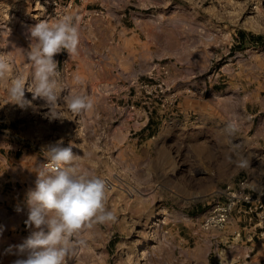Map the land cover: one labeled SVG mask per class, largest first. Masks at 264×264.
Returning a JSON list of instances; mask_svg holds the SVG:
<instances>
[{"label":"rangeland","instance_id":"374dc122","mask_svg":"<svg viewBox=\"0 0 264 264\" xmlns=\"http://www.w3.org/2000/svg\"><path fill=\"white\" fill-rule=\"evenodd\" d=\"M123 1L132 5L118 6L112 13L103 0H0V56L10 65L0 78V153L12 157L15 168L23 164L30 168V174L18 183L21 189L24 185L28 190L35 187V171L45 159L42 149L59 140L64 147L77 145L73 148L78 155L74 163L105 181L106 208L116 219L95 225L83 237V264L261 261L264 247L258 246L261 253L251 259L243 220L240 227H231L230 221L224 230L212 231H205L202 223L219 199V192L229 184L251 178L254 168L263 162L264 138L253 134L254 129H260L263 115L256 118L249 134L246 128L232 133L220 121L207 122L206 126L194 115L186 118V103L181 104L178 93L166 85L169 59L160 62L152 74L132 83L141 93L132 101L136 94L132 89L128 103L123 83L109 86L97 83L94 77L109 65L108 59L97 52L108 51L111 35L119 33L117 14L125 13L127 19L133 17L140 22L157 15V11L166 15L173 10L186 19V51L173 57L175 65L184 72L198 73L196 80L201 78L209 85L226 87L242 80L251 83L250 89L264 88V0H160L150 9H140L135 0ZM65 15L79 21L80 43L77 54L69 57L65 51L55 56L60 73L56 110L64 118L61 122L50 120L44 101L32 100L27 90L25 98L32 100L31 107L22 109L9 103L8 89L18 77L30 88L32 68L26 53L19 50L29 48L28 29L42 20L53 21ZM241 32L246 33L245 40ZM253 36L261 38L259 42L255 39V46ZM247 54L262 70L254 78L243 80L235 74L242 65L241 56ZM140 83L148 85V92L153 93L148 94ZM70 91L87 95L92 109L71 112L64 100ZM128 105L132 112L141 108L149 114L150 122L142 132L133 134L135 121L123 112ZM253 141L261 145L247 155L245 147ZM136 158L143 160L140 172L129 166ZM126 160L127 166L123 165ZM2 173L0 167V177ZM240 230L243 240L233 243ZM241 245L248 248L234 254Z\"/></svg>","mask_w":264,"mask_h":264},{"label":"crops","instance_id":"0c3cea01","mask_svg":"<svg viewBox=\"0 0 264 264\" xmlns=\"http://www.w3.org/2000/svg\"><path fill=\"white\" fill-rule=\"evenodd\" d=\"M135 1L139 4L140 9H150L160 3V0ZM103 2L110 6V12L112 13H116L115 9L118 6L121 8L126 4L132 5V3H129L130 1L125 3L123 0H103ZM157 12V15L144 18L140 22H136L133 17L127 19L125 13L117 14L116 22L119 23V33H115L114 36L111 35L108 40V51L97 52V55L108 59L109 65L103 67L101 73H96L94 81L97 83L101 81L109 86L117 81L123 83L124 96L128 103L132 89L136 91L132 101L136 100L141 93L138 88L134 90L132 83L144 75L152 74L157 70L160 62L169 59V62H167L169 72L165 76L167 78L166 85L173 92L178 93L181 104L186 103V118L194 115L196 120L206 122V126L207 122L213 121H220L227 126L229 119L235 114L238 117V130L246 128L249 134L255 127L256 118L263 115L262 119L259 120V123H261L260 129H254L253 134H256L258 139L264 138V88L250 89L248 85L251 83L247 82L245 84L242 80L228 84L226 87L213 86L201 78L196 80L198 73L184 72L172 60L173 57H178L179 52L182 50L186 51V19L174 13L173 10L166 15L159 14L161 11ZM110 30L114 34L113 24L110 26ZM88 52L90 53V51ZM262 57L259 56V58ZM240 62L242 65L238 67L235 74L240 79L254 78L262 70L250 54L241 56ZM129 108L130 105L123 112L125 116L131 117L135 121L136 129L133 134L142 132L145 123L150 122L149 114L146 111L143 112L141 108L137 110L134 108L133 112ZM158 114L159 112H157V117ZM152 121L154 122V120ZM130 134H132V131H130ZM256 145L260 146L261 144L253 141L251 144L246 145V154L252 155L255 147H258ZM130 151H132L131 148ZM127 152L128 150L124 154L126 155ZM136 160L133 164H129L126 160L123 165L127 166L129 164V166L135 168L136 172H140L143 160L141 158H136ZM0 167L3 172L0 177V227L3 228V234L0 236V264H12L17 256L5 254V249L9 245L21 244L32 231L24 223L27 219L25 200L28 189L25 188V185L22 189L18 186V183H21V180L30 174V168L25 164L15 168L13 158H6L1 153ZM248 178L255 185L264 188V160L254 168L251 178ZM19 208H22L23 211H17ZM242 220L244 221L242 224L245 225L243 228L245 239L250 242L251 259H253L261 253L258 246L264 247V241L258 239L257 242H254L255 239H251V235L255 233L252 223L239 212H235L232 216L230 223L233 225L231 227L236 225L240 227L239 222ZM247 248L241 245L234 254H240ZM252 264H264V259Z\"/></svg>","mask_w":264,"mask_h":264},{"label":"clouds","instance_id":"9594fccd","mask_svg":"<svg viewBox=\"0 0 264 264\" xmlns=\"http://www.w3.org/2000/svg\"><path fill=\"white\" fill-rule=\"evenodd\" d=\"M29 48L22 50L32 68L30 88L22 78L12 81L8 89L9 103L20 108L32 106V100L44 101L50 120H64L56 110L59 62L55 56L67 52L77 54L80 43L79 21L70 15L53 21L42 20L28 29ZM15 48V46H13ZM9 63L0 56V78L9 70ZM32 100L25 98V91ZM62 90V89H61ZM69 110L80 114L92 109L91 99L84 94L69 92L64 97ZM238 117L229 119L227 129L238 130ZM63 140L47 145L44 162L35 172V187L26 193V227L30 235L18 245H9L5 254L17 256L12 264H83L81 252L84 236L97 224L114 222L115 214L106 208L107 186L103 179L74 162L78 155ZM17 211H23L22 208ZM3 228L0 227V236Z\"/></svg>","mask_w":264,"mask_h":264},{"label":"built area","instance_id":"2783aa9c","mask_svg":"<svg viewBox=\"0 0 264 264\" xmlns=\"http://www.w3.org/2000/svg\"><path fill=\"white\" fill-rule=\"evenodd\" d=\"M139 85L148 94L153 93L152 90L148 92V85ZM156 90H159V86ZM161 93H165L163 88ZM235 212L246 216L248 221L254 224L255 233L251 235V239L264 241V188L255 185L249 178L229 184L219 192V199L207 212L202 227L205 231L224 230ZM242 234V231L237 232L233 243L243 240Z\"/></svg>","mask_w":264,"mask_h":264},{"label":"trees","instance_id":"16d2710c","mask_svg":"<svg viewBox=\"0 0 264 264\" xmlns=\"http://www.w3.org/2000/svg\"><path fill=\"white\" fill-rule=\"evenodd\" d=\"M240 35L242 37V40L246 39V33L245 32H241ZM255 39L257 40V42H259L261 38H255L254 36L252 37L251 41H252V44H254V46L258 44L257 42L255 43Z\"/></svg>","mask_w":264,"mask_h":264}]
</instances>
